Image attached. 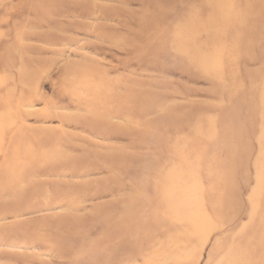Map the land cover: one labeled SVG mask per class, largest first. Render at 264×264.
Masks as SVG:
<instances>
[{"label":"rangeland","instance_id":"374dc122","mask_svg":"<svg viewBox=\"0 0 264 264\" xmlns=\"http://www.w3.org/2000/svg\"><path fill=\"white\" fill-rule=\"evenodd\" d=\"M0 264H264V0H0Z\"/></svg>","mask_w":264,"mask_h":264}]
</instances>
